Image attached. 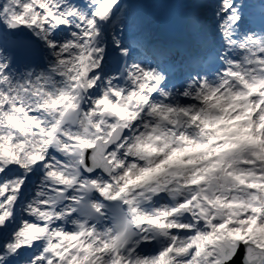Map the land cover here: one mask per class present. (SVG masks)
Instances as JSON below:
<instances>
[{
    "label": "snow or ice",
    "instance_id": "obj_1",
    "mask_svg": "<svg viewBox=\"0 0 264 264\" xmlns=\"http://www.w3.org/2000/svg\"><path fill=\"white\" fill-rule=\"evenodd\" d=\"M0 264H264V0H0Z\"/></svg>",
    "mask_w": 264,
    "mask_h": 264
},
{
    "label": "rangeland",
    "instance_id": "obj_2",
    "mask_svg": "<svg viewBox=\"0 0 264 264\" xmlns=\"http://www.w3.org/2000/svg\"><path fill=\"white\" fill-rule=\"evenodd\" d=\"M160 2H168V0H160ZM154 11L161 16L174 17V16H178L180 10L162 8V9H156Z\"/></svg>",
    "mask_w": 264,
    "mask_h": 264
}]
</instances>
